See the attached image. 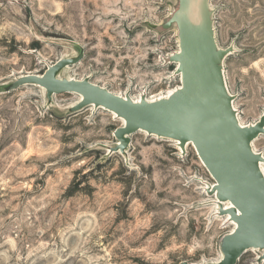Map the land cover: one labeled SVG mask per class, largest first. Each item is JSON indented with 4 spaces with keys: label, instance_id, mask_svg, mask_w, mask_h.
Masks as SVG:
<instances>
[{
    "label": "rangeland",
    "instance_id": "1",
    "mask_svg": "<svg viewBox=\"0 0 264 264\" xmlns=\"http://www.w3.org/2000/svg\"><path fill=\"white\" fill-rule=\"evenodd\" d=\"M238 119L264 114V0H209ZM176 0H0V264H213L231 226L203 191L212 178L188 145L131 136L110 154L121 124L102 108L71 113L74 93L25 85L84 51L59 78L149 98L180 85L175 26H156ZM43 89V90H42ZM264 155V136L252 142ZM264 168V166H263ZM250 250L236 264H264Z\"/></svg>",
    "mask_w": 264,
    "mask_h": 264
},
{
    "label": "water",
    "instance_id": "2",
    "mask_svg": "<svg viewBox=\"0 0 264 264\" xmlns=\"http://www.w3.org/2000/svg\"><path fill=\"white\" fill-rule=\"evenodd\" d=\"M213 10L209 0H176L171 14L156 26L164 32L175 26L178 51L165 58L175 64L181 86L167 98L148 102L145 97L134 102L90 82L59 78L61 70L77 65L84 57L81 49L75 57L60 58L42 75L26 74L6 85L9 93L25 85L45 90L51 103L54 95L74 93L81 96L69 108L75 113L84 108H104L124 121L113 132L116 143L110 154L126 155L131 136L139 131L177 141L181 153L191 144L214 181L206 192L220 203L218 215L230 217L236 224L220 242L222 257L213 264H236L250 250H260L258 261L264 260V158L252 149V142L264 136V114L253 125L243 126L233 108L234 96L228 92L223 60L232 47L220 48L216 43ZM119 143V144H118ZM180 264H189L186 261Z\"/></svg>",
    "mask_w": 264,
    "mask_h": 264
},
{
    "label": "bare ground",
    "instance_id": "3",
    "mask_svg": "<svg viewBox=\"0 0 264 264\" xmlns=\"http://www.w3.org/2000/svg\"><path fill=\"white\" fill-rule=\"evenodd\" d=\"M211 8V7H210ZM175 33H176V36H177V31H176V29H175ZM177 39V51H178V38H176ZM176 52V51H175ZM175 65V64H174ZM175 67H176V65H175ZM21 76V75H20ZM174 76H176L178 79H179V81H180V76L179 75H176L175 73H174ZM68 79H74V78H68ZM74 80H77V79H74ZM181 86V83H180V85L178 86V87H176L175 89L173 88V89H170V90H168V91H166V92H164V93H162V94H160V95H157V96H153V97H151V98H149L146 94H144V93H142V94H140V96L139 95H137V96H133V95H128L131 99H133L135 102H139L140 101V99H141V97H145V99L148 101V102H154V101H157V100H159V99H163V98H167L168 96H170L175 90H177V89H179V87ZM226 87H227V84H226ZM227 89H228V87H227ZM43 90V89H42ZM228 92L230 93V91H229V89H228ZM76 96H77V99H76V101H75V103L74 104H76V103H78L79 101H80V99H81V96L80 95H77V94H75ZM117 95H119V96H121V97H125L127 94H125V95H121V94H117ZM73 104V105H74ZM232 105H233V108L235 109V111H236V115H237V119H238V110L234 107V102L232 103ZM90 107H92V106H90ZM102 109H104V108H102ZM105 111H107V112H109L111 115H114L115 116V118L116 119H118V121L120 122V124L121 125H123V123H124V121L122 120V119H119L114 113H112V112H110V111H108V110H106V109H104ZM238 121H239V123L241 124V125H243V126H247V125H253L252 123L251 124H243L242 122H240V120L238 119ZM139 132H141V133H143V134H146L147 136H151V137H153V138H157V139H162V140H167V141H172V142H174L175 143V145H176V147L180 150V152H181V149H180V147L178 146V143H177V141H174V140H171V139H164V138H161V137H157V136H155V135H149V134H147L146 132H144V131H139ZM119 144V143H118ZM188 145H191V144H187L186 146H185V149L187 148V146ZM192 146V145H191ZM193 147V146H192ZM252 149H253V147H252ZM253 151L254 152H256V150L255 149H253ZM257 153V152H256ZM261 155H262V157L264 158V155L261 153ZM202 164V163H201ZM203 165V164H202ZM261 169H262V172L264 173V168H263V166H261ZM214 184V181H213V183L211 184V183H209V184H206V186L203 188V192L206 194V195H208L207 194V192H206V189H207V187L208 186H212ZM208 197L209 198H213V200H211V202L213 203V206H215V207H213V209L215 210L214 211V215L215 216H217V218H219L221 221H223L224 223H227V224H229L230 226H231V231H233L234 229H235V227H236V224L235 223H233V222H231L230 221V217L228 216V215H226V216H219L218 215V209H219V205L221 204L222 205V207L224 208V209H227V208H229V206H230V204L229 203H220L214 196H209L208 195ZM230 231V232H231ZM222 257V255L220 254V257H219V259ZM218 259V260H219ZM217 260V261H218ZM216 261V262H217ZM215 263V262H214Z\"/></svg>",
    "mask_w": 264,
    "mask_h": 264
},
{
    "label": "built area",
    "instance_id": "4",
    "mask_svg": "<svg viewBox=\"0 0 264 264\" xmlns=\"http://www.w3.org/2000/svg\"><path fill=\"white\" fill-rule=\"evenodd\" d=\"M133 100V99H132ZM134 101V100H133ZM135 102V101H134Z\"/></svg>",
    "mask_w": 264,
    "mask_h": 264
}]
</instances>
